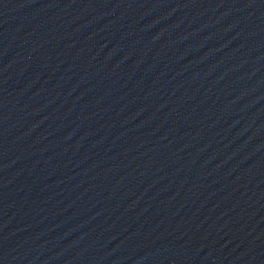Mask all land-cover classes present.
<instances>
[{
  "label": "water",
  "instance_id": "1",
  "mask_svg": "<svg viewBox=\"0 0 264 264\" xmlns=\"http://www.w3.org/2000/svg\"><path fill=\"white\" fill-rule=\"evenodd\" d=\"M0 264H264V0H0Z\"/></svg>",
  "mask_w": 264,
  "mask_h": 264
}]
</instances>
